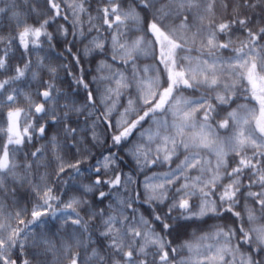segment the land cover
I'll list each match as a JSON object with an SVG mask.
<instances>
[{
  "label": "snow or ice",
  "instance_id": "snow-or-ice-1",
  "mask_svg": "<svg viewBox=\"0 0 264 264\" xmlns=\"http://www.w3.org/2000/svg\"><path fill=\"white\" fill-rule=\"evenodd\" d=\"M0 19V264H264V0Z\"/></svg>",
  "mask_w": 264,
  "mask_h": 264
},
{
  "label": "trees",
  "instance_id": "trees-1",
  "mask_svg": "<svg viewBox=\"0 0 264 264\" xmlns=\"http://www.w3.org/2000/svg\"><path fill=\"white\" fill-rule=\"evenodd\" d=\"M3 20L2 19H0V27H3ZM69 40H71V38H68ZM63 40V39H62ZM54 43H55V41H54ZM79 44V43H78ZM78 44H77V46H78ZM47 46V47H46ZM80 47V46H79ZM48 48V45L47 44H45V49H47ZM75 50V49H74ZM62 51V48L61 47H57L55 50H53V51H51L50 53H48V55H49V60H47L46 61V63H48V62H51V63H53V64H59V63H66L67 62V60H61L60 58H58V53L59 52H61ZM42 56L43 55H45V53L44 52H41L40 53ZM65 56L67 55L66 53L64 54ZM70 59V58H69ZM145 62H147V61H145ZM85 66V68H89V67H91L92 69H94V64L93 65H91V66H89L88 64H85L84 65ZM60 77H61V79H63L64 78V74H63V72H61L60 73ZM44 79H48V77H47V75L46 74H44ZM60 86H62V87H66V85H60ZM33 87H35V84H33ZM81 119H83V118H81ZM98 131H100V129H98ZM46 141L45 140H41V139H37L36 141H34V145L33 146H30L29 148H27L26 149V151H34L35 150V148L36 147H40L42 144H44ZM66 150H68V149H66ZM72 152H75V149H70ZM114 151H115V149H113ZM92 151L96 154V156L98 157L99 156V152H100V149H92ZM49 156L51 155L50 153L48 154ZM121 155H123L122 153H121ZM77 158H79V157H77ZM89 163H94V160H89L85 165H84V167L85 168H87V166H88V164ZM133 164H134V161L130 158V157H125V160H124V162L121 164V168H122V170L124 171V172H131L132 171V168H133ZM53 168H55V163L53 162V166H52ZM154 171L155 170H159V169H153ZM43 171H45L43 168L41 169V172H43ZM52 179H55V176H53L52 177ZM61 179H63V180H67L68 179V176L67 175H65V176H63ZM140 179H143V177H140ZM10 186H12V185H10ZM102 190H107V189H102ZM21 191V193L24 191L23 189H21L20 190ZM122 195H123V193H121ZM112 199H114V198H112ZM109 201L108 200H105V204H107ZM8 203L9 204H11L12 203V201H11V199L8 201ZM28 202L26 201V200H24V199H20V204H19V207H23V206H25V204H27ZM28 207H29V209H30V207H31V205L30 204H28ZM145 208H146V206H144ZM10 210H14V209H10ZM50 227H51V225H50Z\"/></svg>",
  "mask_w": 264,
  "mask_h": 264
},
{
  "label": "rangeland",
  "instance_id": "rangeland-1",
  "mask_svg": "<svg viewBox=\"0 0 264 264\" xmlns=\"http://www.w3.org/2000/svg\"><path fill=\"white\" fill-rule=\"evenodd\" d=\"M50 31H53L54 30V26H53V28H50L49 29ZM68 38H71L72 39V37L71 36H69ZM60 39L62 40L63 39V37H60ZM80 45L78 44V47H79ZM47 47V46H46ZM33 58H35V56L33 55ZM148 62V61H147Z\"/></svg>",
  "mask_w": 264,
  "mask_h": 264
}]
</instances>
